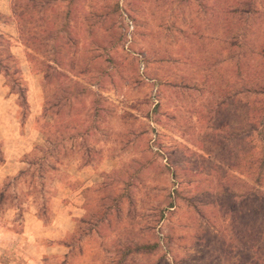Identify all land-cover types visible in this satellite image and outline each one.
<instances>
[{
    "label": "rangeland",
    "instance_id": "374dc122",
    "mask_svg": "<svg viewBox=\"0 0 264 264\" xmlns=\"http://www.w3.org/2000/svg\"><path fill=\"white\" fill-rule=\"evenodd\" d=\"M231 1L0 0V240L68 214L65 264H264V203L241 197L264 96L234 98L264 78V0Z\"/></svg>",
    "mask_w": 264,
    "mask_h": 264
},
{
    "label": "crops",
    "instance_id": "0c3cea01",
    "mask_svg": "<svg viewBox=\"0 0 264 264\" xmlns=\"http://www.w3.org/2000/svg\"><path fill=\"white\" fill-rule=\"evenodd\" d=\"M195 80L197 83H199V76H195ZM6 166L5 161H3L0 166ZM15 165H18V163H15ZM3 166V167H4ZM1 167V169L3 168ZM18 168V167H17ZM22 172L20 169H14L13 171H8L5 175V178L7 176H12L13 178L22 176ZM11 177V178H12ZM4 178V177H3ZM59 188V187H58ZM11 210L8 212H11V214L14 215L16 212L19 211V208L16 206V208H13L11 205ZM76 210V209H75ZM68 215V214H67ZM66 215V216H67ZM17 216V215H16ZM28 215H25L23 212V218L19 221L23 225L22 229H13L11 233L7 232L4 234H1L2 237L11 239L14 238V242L6 243L2 240H0V244L2 245V248L11 247L13 246V250L19 251L20 255H22L21 260H27V263L34 262L35 264L41 263L45 264L49 262V259L53 258H61V264H65L66 261L69 259V255L71 254V248L66 243L69 237L71 236L72 232V222H70V219H66V216H60L59 218H54L53 222L51 224H46L44 221L32 217H26ZM12 217V216H11ZM8 218V220H11L8 226H14L17 223H19L14 218ZM6 218V217H5ZM4 220V219H0ZM69 220V221H68ZM11 224V225H10ZM3 232H6V228L0 229ZM12 237H11V236ZM4 243V244H3ZM12 248V247H11ZM29 261V262H28Z\"/></svg>",
    "mask_w": 264,
    "mask_h": 264
},
{
    "label": "trees",
    "instance_id": "16d2710c",
    "mask_svg": "<svg viewBox=\"0 0 264 264\" xmlns=\"http://www.w3.org/2000/svg\"><path fill=\"white\" fill-rule=\"evenodd\" d=\"M31 3H39L40 6H47V5H51L56 2V0H40L38 1H33L30 0ZM232 4V5H231ZM229 7V13L230 14H248L253 10L254 8V2L253 0H242V1H236L235 3L233 1H231ZM17 20L23 23V28L26 24V22L28 21V19L26 20V17H28L25 12L19 13ZM26 28V26H25ZM28 34H30V32L26 31L25 35L28 36ZM27 42L28 44L31 46V48H33V50L38 51V48L35 47V39L34 36H29L27 37ZM262 54H264V51H261ZM61 58V57H59ZM244 89V88H243ZM241 89L240 91H235L234 92V98H238V96L241 97L242 101H243V97L247 96V95H253L257 96V97H263L264 96V78L263 79H259L256 83L252 84V87H247L245 88V90ZM260 101V100H259ZM248 105V104H247ZM250 106L255 107V110H253V114L254 117L257 118L258 120H261L262 122H264V108L259 107L258 104H256L255 102L252 101V103H250ZM248 107V106H247ZM259 141L262 143L263 145V150H264V126H262V129L260 131V137H259ZM264 154V151H263ZM264 156V155H263ZM262 156V157H263ZM264 168V158L260 161L259 164V169L260 172L257 175L256 181L254 182L255 185L258 187L255 192L248 190L245 186V189L243 188L241 191V197L245 198L246 200H249L252 196H254V199L256 200V202H262L264 203V193L263 190L259 189V187H262L261 185L264 182V171H262ZM250 193H254V195H251ZM171 208V207H170Z\"/></svg>",
    "mask_w": 264,
    "mask_h": 264
}]
</instances>
